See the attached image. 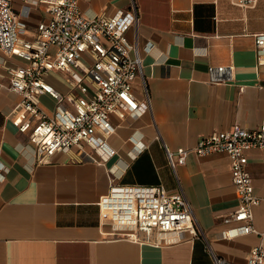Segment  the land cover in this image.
I'll return each instance as SVG.
<instances>
[{"label":"crops","instance_id":"crops-1","mask_svg":"<svg viewBox=\"0 0 264 264\" xmlns=\"http://www.w3.org/2000/svg\"><path fill=\"white\" fill-rule=\"evenodd\" d=\"M138 14L127 39L136 41L141 71L132 81L138 101L149 108L137 117L110 115L112 155L101 161L86 146H73L37 163L27 134L11 123L18 102L8 88L9 70L23 61L0 49V264H213L210 252L245 264L253 246L264 248V206L251 208L255 232L224 237L236 223L223 217L238 203L225 153L190 151L173 168L165 149H191L199 137L237 124L264 123V64L256 61L255 37L264 33V0L252 6L231 0H77L87 17L117 9ZM12 10L32 35L48 17L46 4L12 0ZM226 67L218 75L209 67ZM64 72L44 80L68 91ZM38 103L51 113L46 94ZM254 193L264 198V150L248 151ZM111 184L159 185L182 190L198 231L195 237L156 245L111 234L98 200Z\"/></svg>","mask_w":264,"mask_h":264},{"label":"built area","instance_id":"built-area-1","mask_svg":"<svg viewBox=\"0 0 264 264\" xmlns=\"http://www.w3.org/2000/svg\"><path fill=\"white\" fill-rule=\"evenodd\" d=\"M11 1L0 0V49L23 61L9 70L8 88L18 97L11 123L27 134L37 163L73 146H86L97 159L106 161L113 153L107 142L113 130L110 115L137 117L149 108L147 96L145 101H138L132 93V81L141 71L137 43L126 36L138 24L134 3L131 9H117L111 15L87 17L78 9L77 0H37L46 4L48 17L27 35L26 24L12 10ZM231 1L252 6L256 0ZM255 46L256 61L264 64V33L256 35ZM50 47L53 52H49ZM225 68L208 70L220 75ZM51 71L66 74V93L44 80ZM41 94L54 101L51 113L40 107ZM252 149L264 150V123L252 130L234 124L229 130L199 137L191 149H165L172 168V154L177 164H182L190 151L196 155H227L238 203L223 217L226 224L236 223L223 232L224 237L255 232L251 208L264 206V198L254 193L246 170L248 151ZM98 207L114 236L160 245L183 239V233L198 235L181 189L167 193L159 185L111 184L99 198ZM210 255L213 264H232L213 252ZM245 264H264V248L251 247Z\"/></svg>","mask_w":264,"mask_h":264},{"label":"rangeland","instance_id":"rangeland-1","mask_svg":"<svg viewBox=\"0 0 264 264\" xmlns=\"http://www.w3.org/2000/svg\"><path fill=\"white\" fill-rule=\"evenodd\" d=\"M54 48L50 47L49 52H53Z\"/></svg>","mask_w":264,"mask_h":264}]
</instances>
